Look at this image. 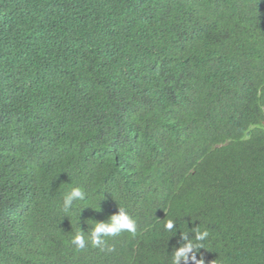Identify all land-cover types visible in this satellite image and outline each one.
Instances as JSON below:
<instances>
[{
	"label": "trees",
	"instance_id": "trees-1",
	"mask_svg": "<svg viewBox=\"0 0 264 264\" xmlns=\"http://www.w3.org/2000/svg\"><path fill=\"white\" fill-rule=\"evenodd\" d=\"M197 225L264 264V0H0V264H171Z\"/></svg>",
	"mask_w": 264,
	"mask_h": 264
},
{
	"label": "clouds",
	"instance_id": "clouds-1",
	"mask_svg": "<svg viewBox=\"0 0 264 264\" xmlns=\"http://www.w3.org/2000/svg\"><path fill=\"white\" fill-rule=\"evenodd\" d=\"M87 193L81 186H73L63 196L61 211L64 213L71 212L78 202L85 201ZM176 227L175 222L169 220L165 225V229L169 232ZM123 232H128L132 235L137 233V223L132 217L123 209H118L116 214L109 217L107 221L95 222L94 227L90 232V242L93 247L99 248L102 251H114L113 248L107 246L108 237H116ZM209 236L208 231H200L199 226H194L191 238L188 234L181 233V238L178 241L179 247L173 249L170 257L171 264H205L203 258L197 259L200 250L203 248V241ZM89 240L86 239L83 232L74 235L71 243L77 250L86 248Z\"/></svg>",
	"mask_w": 264,
	"mask_h": 264
}]
</instances>
